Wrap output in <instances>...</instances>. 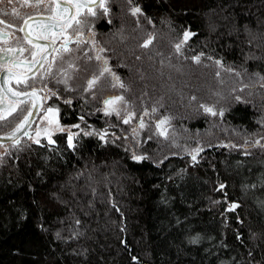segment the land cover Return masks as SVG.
Segmentation results:
<instances>
[{
    "label": "trees",
    "instance_id": "16d2710c",
    "mask_svg": "<svg viewBox=\"0 0 264 264\" xmlns=\"http://www.w3.org/2000/svg\"><path fill=\"white\" fill-rule=\"evenodd\" d=\"M114 1L101 27L148 127L77 100L73 147L8 155L0 264H264V0ZM165 119L176 144L154 139Z\"/></svg>",
    "mask_w": 264,
    "mask_h": 264
},
{
    "label": "snow or ice",
    "instance_id": "6c2138e0",
    "mask_svg": "<svg viewBox=\"0 0 264 264\" xmlns=\"http://www.w3.org/2000/svg\"><path fill=\"white\" fill-rule=\"evenodd\" d=\"M12 3V0H9ZM24 5L36 9H42V18L28 16L21 18L18 11L13 9L12 13H5L11 15L14 19H22V25L17 27V31L22 32L23 36L18 37L16 47L0 48V127L7 126V124H14L13 130L5 137L8 140L14 141L19 144L18 134L23 132L24 135H29L28 128L33 123L32 117L35 115L33 109L37 107V100L47 99V97H40L39 93L48 91L47 84L44 83L49 78L57 79V82L67 83L71 79V74L79 69L70 60L65 62V55L74 51L70 44H76L79 49L80 44L83 43L80 35L83 32L85 20L81 17L85 15L95 16L96 8L103 10L104 14H108L109 8L107 7V0H24ZM87 10L85 13L84 10ZM140 12L139 8L133 9V15ZM0 25L5 27H13V22L6 23L4 19H0ZM71 30V31H69ZM7 33H0V41L7 43ZM75 35V39H73ZM191 33H184V41H187ZM43 42V43H42ZM152 43L148 39L143 47L147 48ZM27 44L29 47H25ZM177 51L180 50L181 45H176ZM104 51L103 49L100 50ZM28 53V56L24 54ZM97 61L102 60L100 55L95 57ZM196 62H199V57H196ZM66 63V67H65ZM107 60H103L104 67L100 70L99 76H94L88 81V89H92L97 83L98 79L105 73L111 74L113 78L119 82V78L112 73L111 69L107 67ZM218 63V62H217ZM46 66V67H45ZM40 83L43 85L37 88L36 85ZM115 86V85H114ZM119 87L123 88L124 85L119 83ZM52 95H55L53 92ZM123 97H116L112 100L105 101V115H111L115 112L119 115L118 109L112 107L116 103L123 101ZM71 103V101H66ZM41 107L43 105H40ZM205 112L215 116L217 113L212 108H205ZM155 111V110H153ZM58 109L48 107L45 110V115L42 121H47L48 127L43 130L37 128L35 136L39 137L41 131L48 138V142L54 143L51 138V131H61L64 129L59 126V121L55 119ZM223 115V113H220ZM147 115V113H145ZM132 114H129L124 119V123L130 122ZM12 117V119H9ZM168 121L161 120L157 124L159 135L167 138V129L164 125ZM55 124V128L51 126ZM144 122L141 120L140 127L143 128ZM79 127V125H76ZM51 128V131H50ZM135 131V130H134ZM90 135L91 133H86ZM74 133H69L68 144L73 147ZM32 139V136H29ZM103 135L101 139H103ZM39 143V140H34ZM258 143V142H257ZM201 149H196L198 154ZM134 159L141 160L144 157H136ZM192 159L196 160V155H192ZM233 208L236 205L232 206Z\"/></svg>",
    "mask_w": 264,
    "mask_h": 264
},
{
    "label": "flooded vegetation",
    "instance_id": "af4514ba",
    "mask_svg": "<svg viewBox=\"0 0 264 264\" xmlns=\"http://www.w3.org/2000/svg\"><path fill=\"white\" fill-rule=\"evenodd\" d=\"M29 2H33V0H29ZM116 3L114 0H107V7L109 8L108 14H104L103 10L100 8H96V15L95 16H89L85 15L81 17V19H84L86 22L83 26V32L80 35V39L84 41L80 44L79 49H77L76 44H70L69 47L74 49V51L70 54L65 55V62L71 61L73 62L76 67L79 69L76 72H73L72 74H76V80L78 81L81 95H80V101H82V92L87 94L86 92V82L82 80V64L84 68L87 66L92 65L93 67L98 69V73H100V70L104 67L103 60H107V67H109L112 71V73L115 74L116 77L119 78V82H117L111 74L105 73L101 77V81H99L97 84L100 87H103L105 89L103 98V106L105 107V101L115 99L116 97L122 96L124 99H126L127 106H132L134 99H132L130 92L132 90L131 85L129 82H126V79L123 75L124 72V65L117 64L114 62V54L115 51H112L110 49L111 45L107 42V38H105V35L103 33L102 25L103 23L108 24L110 27L114 26V9L116 8ZM128 7H131L133 3H126ZM13 9L19 12L21 18H27L28 16H33L37 18H42V15H46V13H42V9H36L33 7H29L24 5V0H12V3H9V0H0V19H4L6 23L13 22V27H5L4 25H0V33H7V43H3L0 41V48L5 47H16V41L18 37H22L23 33L17 31V27L23 26L22 25V19H14L11 15H5V13H12ZM85 13H87V10H84ZM71 31V30H69ZM75 35H73V39H75ZM109 38V36H108ZM43 43V42H42ZM25 47H29L27 44H25ZM103 49L104 51H100ZM25 56H28V53L24 54ZM97 55H100L102 57V60L97 61L95 57ZM46 67V66H45ZM66 67V63H65ZM71 74V75H72ZM110 77V78H109ZM84 79V78H83ZM45 84H47L48 91L40 92V97H47V99H41L37 100L36 103L39 104V114L37 115L34 123L30 126L28 129L29 135H24L22 132V137L19 139V144H16L15 142L6 144V145H0V147H3L5 149L11 150L15 149L16 152H21L24 148H26L29 145H36L39 143H32L33 138L35 136V131L37 124L39 122V119L45 115V110L48 107H52L54 109H58L60 113V118L63 125H69V126H75L81 123L82 125V116H78V121L74 123H68L66 122L63 117L62 108L65 106H72L75 102H73L70 98V96H67V93L71 91V79L68 80V82L65 84L63 82L58 83L57 79L49 78L46 81H44ZM119 83H122L124 85L123 88L119 87ZM112 84H115L117 88L119 89L120 94H114L112 93L113 88L111 87ZM37 88L43 87L42 84L38 83L36 85ZM55 93V95H52V93ZM88 99V98H87ZM86 100V99H84ZM66 101H72L71 103H67ZM40 105H43L42 107ZM99 107V106H98ZM105 115L104 113H101V115ZM113 119H119L124 120L125 118H121V115H106ZM9 119H12L10 117ZM142 120V119H141ZM161 120H156L154 125L157 128V124ZM7 126L0 127V136H7L14 128V124H7ZM168 126V124H165ZM164 125V126H165ZM165 128V127H164ZM93 133V130H91ZM67 136L66 133H59L55 135L52 140L54 143H56V137L57 136ZM29 136H32L33 138L30 139ZM68 138V136H67ZM42 145L45 143H41ZM51 146V145H50Z\"/></svg>",
    "mask_w": 264,
    "mask_h": 264
},
{
    "label": "rangeland",
    "instance_id": "374dc122",
    "mask_svg": "<svg viewBox=\"0 0 264 264\" xmlns=\"http://www.w3.org/2000/svg\"><path fill=\"white\" fill-rule=\"evenodd\" d=\"M126 3H128V4L131 3L130 0H124V6L127 7V10L130 9V12L133 11V8L131 9V7H128L126 5ZM161 68H162V64H161ZM159 70H161V69H159ZM157 73H160V72L157 71ZM146 75L148 76L149 74L146 73ZM94 76H99L98 69L93 67L92 65L87 66L86 68H84V66L82 64V80H84L86 82L85 89H86V92H87V94L82 92V97H83V99H86V100H87V98L89 99L88 100V104L90 106H91V104H95V105L98 104L99 107H98V109L95 112L104 113L105 112V107L103 106V100H104L103 98L106 97V96H104L105 89L103 87H100L97 84L99 81H101V77L98 79L97 83L95 84V86L92 89L89 90L88 87H87L88 81L91 80ZM114 85L115 84H112V86H111L113 88L112 93L120 94L119 93V89L117 88L116 85L115 86ZM80 95H81V90H80L78 81L76 80V74H72L71 75V91L67 93V96L68 97L70 96L71 100L73 102H75V101L80 99ZM112 107H115L116 109H118L119 115H121V118H127L129 116V114H132L130 122H129V124L131 126L130 129H129L130 130V136L133 135L134 139L141 140L144 131L148 127V122H149L148 113L145 110H136L134 108V104L132 106H127L126 99H123V101H120V102L116 103ZM139 113H141V114H139ZM145 113H147V115H145ZM115 114L116 113L113 112L111 115H115ZM119 115H118V117H119ZM218 115H219V113H218ZM43 116L39 119V122L37 124L36 129L40 128L41 130H43L45 127H48L47 121H42ZM212 118H213V116H212ZM55 119H57L59 121V126L61 128H63L64 131L63 132H61V131H51V128H55L56 127V125L53 124L51 126V128H50L51 138H53L55 135H57L59 133H66L67 136H69L70 132L79 135L82 132H86L87 131V128L84 127V123H83L84 120L83 119H82V125H81V123L78 124L79 127H76V125L75 126L63 125L62 121H61V118H60L59 110H58V113H57ZM141 119L143 120L144 125H145L143 128L140 127ZM164 127H165V129H167V138H165L164 136L159 135V131L160 130L156 128V130L154 131V135H155L154 139H155V141L158 142V138H162L163 137L162 138L163 140L164 139L165 140H172L173 143L176 144L178 142V139H177L178 136L172 131L171 128H168L167 125H165ZM91 130H93V133L96 134L97 130L95 129V127L89 128V131H91ZM78 135L74 136L73 141H72L73 144H74V141H75V139H76V137ZM103 137L105 139V136H103ZM37 139L39 140V145H41V143H45L46 145H49V146L50 145L52 146V145L56 144V143H51L50 144L48 142V138L44 135L43 131H41V135L39 137L34 136V138L32 140L33 141L32 143H35L34 140H37ZM15 153H19V151L16 152L15 149L8 150V149H5L3 147H0V168L2 167V165L4 163V159L8 155H13Z\"/></svg>",
    "mask_w": 264,
    "mask_h": 264
},
{
    "label": "water",
    "instance_id": "95a60500",
    "mask_svg": "<svg viewBox=\"0 0 264 264\" xmlns=\"http://www.w3.org/2000/svg\"><path fill=\"white\" fill-rule=\"evenodd\" d=\"M39 104H37V107L35 108V109H33V111H34V113H35V115L32 117V120H33V123H34V121H35V119H36V117H37V115L39 114ZM32 123V124H33ZM31 124V125H32ZM30 125V126H31ZM30 128V127H29ZM28 128V129H29ZM18 136H19V139L22 137V132L21 133H19L18 134ZM5 137H7V136H0V145H6V144H9V143H12V142H14V141H12V140H8V139H6Z\"/></svg>",
    "mask_w": 264,
    "mask_h": 264
}]
</instances>
